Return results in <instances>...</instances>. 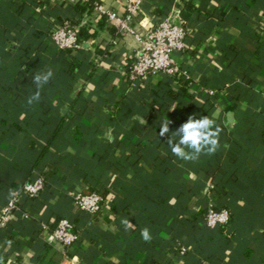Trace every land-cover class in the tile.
<instances>
[{"label": "crops", "instance_id": "0c3cea01", "mask_svg": "<svg viewBox=\"0 0 264 264\" xmlns=\"http://www.w3.org/2000/svg\"><path fill=\"white\" fill-rule=\"evenodd\" d=\"M95 1L126 12L127 0ZM77 2L0 0V206L34 169L48 171L0 232V264H264V0H143L128 34ZM177 12L194 28L175 55L181 74L132 84L138 36ZM66 17L94 33L75 50L49 37ZM49 69L29 105L34 75ZM193 114L215 121L219 147L184 161L159 126ZM77 190L104 193L96 217L74 206ZM210 206L227 208L231 225L206 226ZM62 217L81 231L66 251L50 234Z\"/></svg>", "mask_w": 264, "mask_h": 264}, {"label": "built area", "instance_id": "2783aa9c", "mask_svg": "<svg viewBox=\"0 0 264 264\" xmlns=\"http://www.w3.org/2000/svg\"><path fill=\"white\" fill-rule=\"evenodd\" d=\"M71 1L77 2L78 0ZM142 1L127 0L124 15H118L113 10H105L97 1L94 2V6L100 15L106 14L107 19L117 27L120 34H128L133 32L130 23L140 12ZM89 15L86 16L89 17ZM85 23H88L87 19L76 22L69 17L63 18L59 25L48 31L50 40L60 50L78 49L83 42L79 38V32ZM193 30L194 28L177 12L161 19L145 35L138 36L140 43L134 51L126 71L128 80L135 84L150 74L180 75L175 55L185 52L187 40ZM47 172L45 167L34 169L30 178L21 183L18 188H14L10 197L1 204L0 232L8 227L14 213L22 210L25 199H32L44 190ZM72 198L74 206L87 213L91 218L100 213L105 200L104 193L98 190H77L73 192ZM22 215L28 218L30 213L24 210ZM204 223L210 228H227L232 223L231 213L227 208L210 206L205 210ZM42 228L49 227L44 223ZM50 234L63 247L64 251L81 238V231L77 229L75 221L67 217H62L56 226L51 228ZM179 251L183 254L186 252V248L181 246Z\"/></svg>", "mask_w": 264, "mask_h": 264}, {"label": "clouds", "instance_id": "9594fccd", "mask_svg": "<svg viewBox=\"0 0 264 264\" xmlns=\"http://www.w3.org/2000/svg\"><path fill=\"white\" fill-rule=\"evenodd\" d=\"M52 76L53 72L50 69L34 75L33 83L36 85L37 91L28 98L27 103L29 105L40 100V90L49 83ZM172 123L168 118L161 120L158 135L166 140L172 154L178 159L195 161L201 154L211 155L218 149L221 129L209 116L204 115L197 118L195 114L189 115L185 122L180 124L174 131H170ZM121 223L125 231L135 227L129 219H122ZM140 235L145 242L152 239L150 230L147 227L141 229Z\"/></svg>", "mask_w": 264, "mask_h": 264}, {"label": "trees", "instance_id": "16d2710c", "mask_svg": "<svg viewBox=\"0 0 264 264\" xmlns=\"http://www.w3.org/2000/svg\"><path fill=\"white\" fill-rule=\"evenodd\" d=\"M94 2L95 0L78 1L75 6L79 12L83 13L84 11H91L94 8ZM100 24H102V21ZM93 34L94 33H90L85 27L82 26L79 32V38L83 40V36L85 37Z\"/></svg>", "mask_w": 264, "mask_h": 264}, {"label": "water", "instance_id": "95a60500", "mask_svg": "<svg viewBox=\"0 0 264 264\" xmlns=\"http://www.w3.org/2000/svg\"><path fill=\"white\" fill-rule=\"evenodd\" d=\"M207 205H208V200L206 199L205 202H204V204H203V208H206Z\"/></svg>", "mask_w": 264, "mask_h": 264}]
</instances>
